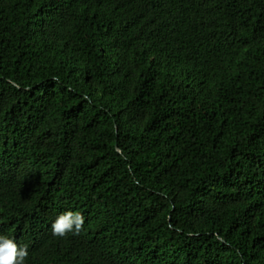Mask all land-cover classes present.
I'll return each mask as SVG.
<instances>
[{
    "label": "trees",
    "instance_id": "1",
    "mask_svg": "<svg viewBox=\"0 0 264 264\" xmlns=\"http://www.w3.org/2000/svg\"><path fill=\"white\" fill-rule=\"evenodd\" d=\"M0 235L25 264H264V0H0Z\"/></svg>",
    "mask_w": 264,
    "mask_h": 264
},
{
    "label": "clouds",
    "instance_id": "2",
    "mask_svg": "<svg viewBox=\"0 0 264 264\" xmlns=\"http://www.w3.org/2000/svg\"><path fill=\"white\" fill-rule=\"evenodd\" d=\"M85 217L80 212H66L58 215L52 224V232L57 236L68 233L79 234L84 227ZM28 250L26 246L5 235H0V264H25Z\"/></svg>",
    "mask_w": 264,
    "mask_h": 264
}]
</instances>
